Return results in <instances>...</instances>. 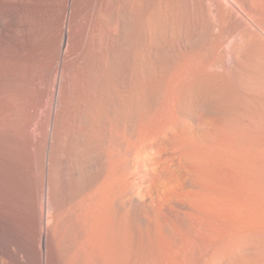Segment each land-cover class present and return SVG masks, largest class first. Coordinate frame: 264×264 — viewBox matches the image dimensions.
Returning <instances> with one entry per match:
<instances>
[{"label": "bare ground", "instance_id": "6f19581e", "mask_svg": "<svg viewBox=\"0 0 264 264\" xmlns=\"http://www.w3.org/2000/svg\"><path fill=\"white\" fill-rule=\"evenodd\" d=\"M0 264H264V0H0Z\"/></svg>", "mask_w": 264, "mask_h": 264}, {"label": "rangeland", "instance_id": "374dc122", "mask_svg": "<svg viewBox=\"0 0 264 264\" xmlns=\"http://www.w3.org/2000/svg\"><path fill=\"white\" fill-rule=\"evenodd\" d=\"M225 181L227 193L225 199L223 200V216L228 221L236 222L242 218V205H246V202H244L246 199L244 198L245 196L243 194L245 193L244 189L246 188V185L244 186V183H242L240 177L233 170L227 171Z\"/></svg>", "mask_w": 264, "mask_h": 264}]
</instances>
